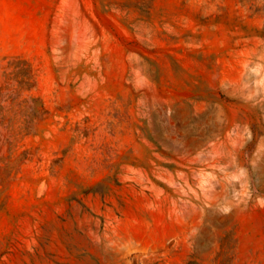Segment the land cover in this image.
I'll return each mask as SVG.
<instances>
[{
    "label": "rangeland",
    "instance_id": "rangeland-1",
    "mask_svg": "<svg viewBox=\"0 0 264 264\" xmlns=\"http://www.w3.org/2000/svg\"><path fill=\"white\" fill-rule=\"evenodd\" d=\"M0 264H264V0H0Z\"/></svg>",
    "mask_w": 264,
    "mask_h": 264
}]
</instances>
